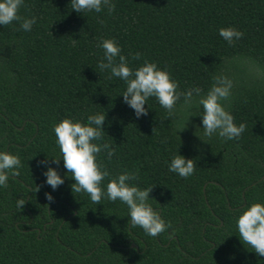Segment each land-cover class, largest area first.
<instances>
[{
	"label": "trees",
	"instance_id": "1",
	"mask_svg": "<svg viewBox=\"0 0 264 264\" xmlns=\"http://www.w3.org/2000/svg\"><path fill=\"white\" fill-rule=\"evenodd\" d=\"M113 3L111 12L79 14L71 0H25L18 15L37 18L32 30L0 26V149L21 159L0 189V264H264L240 242L234 219L264 201V0ZM227 26L243 32L233 45L218 34ZM100 38H114L130 67L148 59L166 68L180 91L229 76L227 110L245 131L234 140L205 137L195 110L188 120L187 112L170 118L155 98L135 117L119 95L124 83L97 68ZM92 112H105L103 139L114 149L99 162L151 187L149 203L170 225L158 236L130 229L121 202L95 205L72 193L71 177L55 190L45 183L41 161L65 175L62 160L52 163L53 123ZM178 152L195 163L186 179L167 167Z\"/></svg>",
	"mask_w": 264,
	"mask_h": 264
},
{
	"label": "clouds",
	"instance_id": "2",
	"mask_svg": "<svg viewBox=\"0 0 264 264\" xmlns=\"http://www.w3.org/2000/svg\"><path fill=\"white\" fill-rule=\"evenodd\" d=\"M24 6L25 0H0V26L17 21L21 30L31 31L37 18L18 15V10ZM114 7L113 0H71V9L79 14L100 13L104 9L111 12ZM218 34L228 45H233L243 36V32L234 26L220 27ZM97 47L103 51L97 68L101 72H108L110 79L118 78L124 83L125 87L119 95L122 103L133 110L135 117L146 116L149 108L147 102L155 98L170 118L187 112L188 120L192 110H195L196 116L200 117L199 128L205 137L215 135L234 140L245 131V124L237 125L227 110L234 83L224 73L214 75L207 90L192 86L180 91L177 81L167 69L159 67L154 61L144 59L135 68L130 67L128 58L122 54L114 38H100ZM140 56V53H135L133 59L139 60ZM104 122L105 112H92L84 121L65 117L53 123L52 132L59 151L58 157L51 156L52 163L57 164L62 160L65 175L61 176L55 167L41 161L45 183L55 190L64 183L65 177H71L72 193L86 194L95 205L101 204L102 200L121 202L127 207L129 228L139 227L147 236L156 237L170 225L149 203L151 187H139L135 183L136 172L124 169L112 174L98 160L101 153L107 159L114 155V149L103 139ZM20 167L21 159L17 154L0 149V189L8 187L10 175L18 174ZM167 167L169 172L185 179L195 171L192 158H186L179 152L170 156ZM45 196L49 201L53 199L50 193L46 192ZM24 202V198L18 199L17 207L21 208ZM234 219L240 242L247 250L264 257V201H253L237 209Z\"/></svg>",
	"mask_w": 264,
	"mask_h": 264
}]
</instances>
